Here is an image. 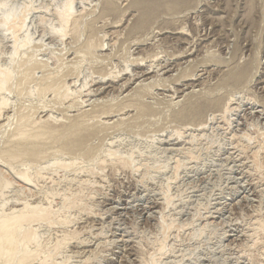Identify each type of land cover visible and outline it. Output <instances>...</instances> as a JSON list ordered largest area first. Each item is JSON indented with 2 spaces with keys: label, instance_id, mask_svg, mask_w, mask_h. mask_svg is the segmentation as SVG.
Here are the masks:
<instances>
[{
  "label": "rangeland",
  "instance_id": "obj_1",
  "mask_svg": "<svg viewBox=\"0 0 264 264\" xmlns=\"http://www.w3.org/2000/svg\"><path fill=\"white\" fill-rule=\"evenodd\" d=\"M65 3L0 0V70L13 72L0 210L29 203L69 217L66 228L31 223L42 247L75 230L57 264H264V0H73L78 20L63 34ZM10 11L26 15L16 34ZM39 120L61 136L9 162L18 128Z\"/></svg>",
  "mask_w": 264,
  "mask_h": 264
},
{
  "label": "bare ground",
  "instance_id": "obj_2",
  "mask_svg": "<svg viewBox=\"0 0 264 264\" xmlns=\"http://www.w3.org/2000/svg\"><path fill=\"white\" fill-rule=\"evenodd\" d=\"M75 1V0H74ZM66 2V1H65ZM109 2V1H108ZM75 3V2H74ZM110 4V3H109ZM109 4H107V6L109 5ZM73 6H75L74 4H73V0H67V3H65V6H63V9H62V11H60V10H58V11H60V12H58L57 13V16H56V19L55 20H57V24H58V28H60V33H66V31H68V29H69V27H70V24H71V22H74V23H76L77 22V20H76V18H75V14H73ZM4 7H6V6H4ZM28 7V6H27ZM111 7V6H110ZM15 8V7H14ZM108 8V7H107ZM4 9H6V8H4ZM13 9V8H12ZM27 9V8H26ZM2 10H3V8H2ZM11 10V9H10ZM22 10V9H21ZM109 10H111V9H109ZM114 10V9H113ZM9 12V11H8ZM11 12L12 11H10V13H8L9 15H6V16H4V17H7L6 19H4V23L6 24V25H10L9 27H10V30H12L13 32L14 31H16V32H18L17 31V29H20V28H22V26H24V23H25V21H24V19H26V15L24 16V14H23V16H22V18L23 17H25L23 20L22 19H19V17L17 18L16 16V14H14L15 13V11H14V13H12V14H14V15H12L11 14ZM18 12V11H17ZM16 12V13H17ZM30 12V11H29ZM110 12V11H109ZM114 12V11H113ZM4 13V12H3ZM19 13V12H18ZM77 13V12H76ZM108 13V12H107ZM4 14H7V13H4ZM20 14H21V12H20ZM21 14V15H22ZM16 15V16H15ZM3 16V15H2ZM77 16V15H76ZM82 16V15H81ZM28 18V17H27ZM78 18V17H77ZM81 18V17H80ZM19 19V21H17ZM11 22V23H10ZM116 26V25H115ZM57 29V28H56ZM54 30V29H53ZM23 31V30H22ZM58 31V32H59ZM88 31V30H87ZM16 32H14V34H16ZM78 32V31H77ZM106 34V33H105ZM21 35V34H20ZM66 35V34H65ZM190 35V34H189ZM11 36V35H10ZM17 36V35H16ZM14 37V39L15 38H17V37ZM28 38V37H27ZM27 38H25L24 39V41L22 42V44H21V47L22 46H26V44H27V41H28V39ZM19 39V38H18ZM23 39V38H22ZM31 39L29 38V41H30ZM28 41V42H29ZM18 42V40L16 39V42H14L15 44V46H14V51L16 52V54H17V50H18V53H20L19 52V49H18V44H16ZM19 43V42H18ZM92 43H94L93 41H92ZM31 44V43H30ZM28 45V44H27ZM29 46V45H28ZM88 46V45H87ZM101 46V45H100ZM19 47H20V45H19ZM88 48H90V47H88ZM106 48V47H105ZM21 49V48H20ZM24 49V48H23ZM22 50V49H21ZM84 52V51H83ZM14 54V53H13ZM184 55V54H183ZM25 56V55H24ZM68 56V55H67ZM26 57V56H25ZM12 60H13V58H11ZM39 60V59H38ZM143 61V60H142ZM13 62V61H12ZM137 63V62H136ZM25 64V63H24ZM23 64V65H24ZM140 64V63H139ZM144 64V63H143ZM158 64V63H157ZM1 65V64H0ZM8 65H10V64H8ZM45 65V64H44ZM39 67V66H38ZM49 67V66H48ZM66 67V66H65ZM151 67V66H150ZM9 68H10V66H9ZM20 68V67H19ZM35 68V67H34ZM4 69V68H3ZM22 69V68H21ZM164 69V68H163ZM20 70V69H19ZM167 70V69H166ZM31 71V70H30ZM152 71V70H151ZM151 71H144L143 72V75H145V76H147V75H150L151 74ZM18 72V71H17ZM22 72V71H21ZM39 72V71H38ZM49 72V71H48ZM12 73L13 72H11V71H8V69L6 68V71H2V70H0V112H2L1 111V109L3 108V106H6V103L8 102V101H6V96H5V94H4V91H10L9 90V87L7 88V85L11 82V80H12ZM29 73V72H28ZM24 74H26V73H24ZM30 74H31V72H30ZM126 74V73H125ZM44 75V74H43ZM68 75V74H67ZM105 75V74H104ZM112 75V74H111ZM162 75V74H161ZM176 75V74H175ZM28 76H30V75H28ZM49 76V75H48ZM106 76V75H105ZM109 76V75H108ZM128 76H130V75H128ZM135 76V75H134ZM26 77H27V75H26ZM35 77V76H34ZM58 77V76H57ZM131 77V76H130ZM142 77V76H141ZM45 78V77H44ZM108 78H110V77H108ZM187 78V77H186ZM238 78V77H237ZM43 79V78H42ZM46 79V78H45ZM189 79V78H188ZM234 79V78H233ZM29 80V79H28ZM48 80V79H47ZM138 80V78H134V79H128V81H126L127 82V85H128V83H129V85L132 83V85L133 84H135V83H133V82H135V81H137ZM19 81V79L17 80V82ZM115 81V80H114ZM158 81V80H157ZM21 82V81H20ZM25 82V81H24ZM30 82V81H29ZM33 82V81H32ZM31 82V83H32ZM102 82V81H101ZM34 83V82H33ZM30 84V83H29ZM13 85V84H12ZM20 85V84H19ZM28 85V84H27ZM128 85V86H129ZM11 86V85H10ZM47 86H49V85H47ZM85 87H86V84L84 85ZM50 87H52V86H50ZM102 87V86H101ZM125 87V86H124ZM35 88V87H34ZM44 88V87H43ZM49 88V87H48ZM48 88H46V90L48 89ZM110 88V87H109ZM155 88V87H154ZM18 89V88H17ZM21 89V88H20ZM19 89V90H20ZM29 89V88H28ZM38 89V88H37ZM40 89V88H39ZM40 90H43V91H45L44 89H40ZM50 90V89H49ZM99 90V89H98ZM20 92H22L21 90H20ZM36 92L37 91H35V94H36ZM46 92V91H45ZM48 92V91H47ZM30 93V92H29ZM38 93V92H37ZM40 93V92H39ZM52 93H53V91H52ZM89 93V92H88ZM31 94H32V92H31ZM34 94V93H33ZM34 94V95H35ZM37 95V94H36ZM44 95V94H43ZM97 95V94H96ZM41 96H42V94H41ZM61 96V95H60ZM68 96V95H67ZM173 96V95H172ZM176 96V95H175ZM34 97V96H33ZM36 97V96H35ZM40 97V96H39ZM39 97H37V98H39ZM141 97V96H140ZM174 97V96H173ZM9 99V98H8ZM64 99V98H63ZM62 99V100H63ZM56 101V100H55ZM67 101V100H66ZM27 102V101H26ZM72 102V101H71ZM233 103V102H232ZM59 104V103H58ZM71 104V103H70ZM229 104L230 105H232L231 103H228L227 105H228V107H227V105H226V109H223L224 110V114L225 113H227L228 111L230 112V110H233V109H235V107L234 108H229ZM8 105V104H7ZM197 105V104H196ZM9 106V105H8ZM7 106V107H8ZM28 106V105H27ZM190 107V106H189ZM193 107V106H192ZM230 107H232V106H230ZM4 108H6V107H4ZM3 108V109H4ZM128 108V107H127ZM136 108V107H135ZM220 108V107H219ZM239 108V107H238ZM39 109V108H38ZM123 109V108H122ZM189 109V108H188ZM187 109V110H188ZM118 110V109H117ZM125 110V109H124ZM186 110V109H185ZM186 110V111H187ZM191 110V109H190ZM196 110V109H195ZM199 110V109H198ZM205 110V109H204ZM23 112V111H22ZM190 112V111H189ZM194 112V111H193ZM234 112V111H233ZM29 113V112H28ZM45 113V112H44ZM77 113V112H76ZM81 113H83V112H81ZM99 113H100V111H99ZM124 113V112H123ZM185 113V112H184ZM222 113V112H221ZM26 114V113H25ZM33 114V113H32ZM125 114H126V112H125ZM125 114H124V116H125ZM23 115V114H22ZM37 115V114H36ZM78 115V114H77ZM121 115V114H120ZM184 115V114H183ZM183 115H182V118H183ZM27 116V115H26ZM51 116V115H50ZM80 116V115H79ZM104 116L105 117H103V120H104V124H105V121H107V122H109L110 120H111V116H113V115H111V113L109 114V115H107V114H104ZM189 116V115H188ZM193 116V115H192ZM201 116V115H200ZM215 116V115H214ZM213 116V119L215 118ZM217 116V115H216ZM219 116V115H218ZM222 116H223V114H222ZM225 116V115H224ZM23 117V116H22ZM31 117H33V116H31ZM30 117V118H31ZM195 117V116H194ZM196 117H197V115H196ZM196 117H195V119H196ZM25 117H23V119H24ZM27 118V117H26ZM185 118V117H184ZM186 118H188L187 116H186ZM193 118V117H192ZM222 118V117H221ZM225 118V117H224ZM22 119V118H21ZM190 119V118H189ZM1 120V119H0ZM28 120V119H27ZM40 120H41V118H40ZM39 120V121H40ZM51 120V119H50ZM60 120V119H59ZM82 120V119H81ZM96 120V119H95ZM214 120H216V118L214 119ZM219 120H221L220 118H219ZM2 121V120H1ZM102 121V120H101ZM20 122H22L21 120H20ZM106 122V123H107ZM207 122V121H206ZM55 123V122H54ZM94 123V122H93ZM98 123V122H97ZM205 123V122H204ZM226 123V122H225ZM224 123V124H225ZM21 124V123H20ZM24 124V123H23ZM22 124V125H23ZM75 124V123H74ZM74 124H72L73 126H74ZM90 124H91V122H90ZM26 125V126H25ZM83 123L81 122H79V123H77V124H75V126H74V132H72L71 131V133H70V136L68 135V137H73V136H76V135H78V133L80 132H82V129H84L83 128ZM116 125V124H115ZM201 125H203V124H201ZM205 125V124H204ZM32 127V129H30L31 127ZM57 126V125H56ZM71 126V125H70ZM200 126V125H199ZM27 127H30V128H27ZM63 127V126H62ZM96 127V126H95ZM99 127V126H98ZM178 127V126H177ZM187 127V126H186ZM70 128H72V126L71 127H69V129L67 128V130L69 131L70 130ZM200 128V127H199ZM198 128V129H199ZM201 128H203V129H205L203 126L201 127ZM20 131H18V133H17V135H18V137L20 138H18L19 139V142H18V144H17V146H15V145H13V146H15V147H10V149H8V150H6L5 152H4V156L9 160V162L10 161H14V160H16L17 161V159L19 160V159H22V158H29L28 156H31V154H32V156H34V155H36L37 154V152H34L35 151V149L37 150L38 149V147L36 146V145H40V143H45L46 141H49V140H53L54 138H56L58 135H60L61 136V133L59 134L58 132H59V130H58V127H55V126H53V125H51V123L50 122H48V121H40V122H25V124H24V127H22V128H18ZM27 129V130H26ZM28 129H29V131H28ZM65 129V128H64ZM177 129V128H176ZM185 129V128H184ZM66 130V131H67ZM73 130V129H72ZM81 130V131H80ZM86 130V129H85ZM180 130V129H179ZM178 130V131H179ZM186 130V129H185ZM199 130H202V129H199ZM89 131V130H88ZM178 131H176V132H178ZM198 131V130H197ZM203 131V130H202ZM63 132V131H62ZM78 132V133H77ZM180 132V131H179ZM77 133V134H76ZM69 134V133H68ZM178 134V133H177ZM245 134V133H244ZM63 135H65V133H63ZM67 135V134H66ZM79 135H81V134H79ZM84 135V134H83ZM183 135V134H182ZM249 135V134H248ZM12 136V135H11ZM10 136V137H11ZM178 136H179V134H178ZM196 136V135H195ZM79 137V136H78ZM77 137V138H78ZM235 137V136H234ZM246 137V136H245ZM239 138V137H238ZM236 139V143H238V145H240L239 147H241L242 146V149H243V141L241 142L240 140L242 139ZM17 139V140H18ZM172 139V138H171ZM13 140V139H12ZM16 140V141H17ZM249 140V139H248ZM73 141V140H72ZM188 141V140H187ZM57 142V141H56ZM69 143H70V140H69ZM233 143V142H232ZM15 144V143H14ZM71 144V143H70ZM69 144V145H70ZM73 144V143H72ZM69 145H68V147H69ZM253 145V144H252ZM258 145H259V143H258ZM11 146V145H10ZM247 146V145H246ZM246 146H244V148H246ZM8 147V146H7ZM41 147V146H40ZM71 147H73V146H71ZM76 146H74L73 148H75ZM238 147V146H237ZM256 147V146H255ZM9 148V147H8ZM112 148V147H111ZM69 149V148H68ZM242 149H241V151H242ZM243 150H245V149H243ZM246 150H247V148H246ZM75 151V150H74ZM258 151V150H257ZM257 151H255V152H257ZM259 151H260V149H259ZM76 152V151H75ZM110 152V151H109ZM235 152V151H234ZM244 152H246V151H244ZM41 153V152H40ZM39 153V154H40ZM113 154H114V152H112ZM188 153V152H187ZM247 153V152H246ZM38 154V156H40ZM41 154H43V153H41ZM66 154V153H65ZM111 154V153H110ZM253 154V153H252ZM115 155V154H114ZM118 155V154H117ZM188 155V154H187ZM31 156V157H32ZM108 156V155H107ZM253 157L252 158H254L255 160L257 159L256 158V156H257V154L255 155H252ZM41 157V156H40ZM57 157V156H56ZM112 157V156H111ZM116 157V156H115ZM33 158V157H32ZM36 157H34V159H35ZM41 158H43V157H41ZM112 158H114V157H112ZM111 159V158H110ZM121 159V158H120ZM233 159V158H232ZM253 159V160H254ZM25 160V159H24ZM28 160V159H27ZM252 160V161H253ZM21 161V160H20ZM23 161V160H22ZM260 161V160H259ZM15 162V161H14ZM67 162V161H66ZM71 162V161H70ZM114 162V161H113ZM118 162V161H117ZM127 162V161H126ZM126 162H125V165H126ZM34 163V162H33ZM43 163V162H42ZM61 163V162H60ZM59 162L57 163V164H60ZM111 163V162H110ZM132 163V162H131ZM246 163V162H245ZM244 163V164H245ZM26 164V163H25ZM62 164V163H61ZM69 165H70V163H68ZM124 164V163H123ZM256 164V163H255ZM64 167L67 165L66 163H63L62 164ZM74 165V164H73ZM128 165V164H127ZM62 166V167H63ZM76 166V165H75ZM118 166V165H117ZM256 166V165H255ZM263 166V165H262ZM70 167H71V165H70ZM239 167V166H238ZM126 168H127V166H126ZM65 169V168H64ZM67 169V168H66ZM91 169V168H90ZM132 169V168H131ZM32 171V170H31ZM82 171V170H81ZM24 172V171H23ZM95 172V171H94ZM80 173V172H79ZM82 173V172H81ZM89 173H91V172H89ZM83 175V174H82ZM91 175V174H90ZM26 181H31L32 180V178L34 177H32V175L28 172L27 173V171H26V173L24 172V173H22V175H21ZM87 177V176H86ZM255 179V178H254ZM79 180V179H78ZM240 180V179H239ZM4 182H6V181H4ZM9 182V181H8ZM73 182V181H72ZM71 182V183H72ZM89 182V181H88ZM7 183V182H6ZM11 183V182H10ZM9 183V184H10ZM83 183V182H82ZM86 185V184H85ZM96 185V184H95ZM94 185V186H95ZM6 186H8V183L6 184ZM263 186V185H262ZM70 187V186H69ZM82 188V187H81ZM78 191H80V190H78ZM249 193V192H248ZM42 194V193H41ZM40 194V195H41ZM48 195V194H47ZM46 196V195H45ZM249 196V195H248ZM50 197V196H49ZM61 197V196H60ZM165 197V196H164ZM262 197V196H261ZM76 198V197H75ZM20 200V199H19ZM166 200V199H165ZM168 200V199H167ZM167 200H166V202H167ZM42 201V200H41ZM66 202V201H65ZM80 202V201H79ZM83 202V201H82ZM81 202V203H82ZM45 203V202H44ZM43 203V204H44ZM64 203V202H63ZM62 203V204H63ZM77 203V202H76ZM129 203V202H128ZM3 206V205H2ZM42 206V205H41ZM41 206H34V207H32V205L31 204H29V203H24L21 207H20V209H18V210H12L11 212H6V213H4V212H2L1 210H0V261L2 262V264H57L54 260H53V255L55 254V253H57V251H59L62 247H66L68 244H70V241L71 240H75V238H76V234L74 233V231L73 232H70L68 229H66L64 232H63V235L59 238V239H57V242L54 244V246H53V248L51 249V248H49V246L47 247H42L41 245L39 246V243H37V235H36V232H35V230H33L32 229V227H31V223L32 222H34V221H40L41 222V220L42 221H46L47 223H48V225H49V223L50 224H59L60 226H63L64 227V225H65V227L64 228H66V226L67 225H69L70 223H71V221H69L68 219H69V217L67 218V217H63V218H60V217H57V216H55L56 214H53V212H51V210H50V208L49 207H41ZM49 206V205H48ZM52 206V205H51ZM66 206V205H65ZM148 208V207H147ZM53 210V209H52ZM85 211V210H84ZM89 213V212H88ZM61 214V213H60ZM87 214V213H86ZM152 214V213H151ZM217 214V213H216ZM99 215V214H98ZM62 216H64V215H62ZM67 216V215H66ZM156 217V216H155ZM116 219V218H115ZM70 220H71V218H70ZM68 221H69V224H68ZM73 221V220H72ZM258 222V221H257ZM258 223H260V222H258ZM67 224V225H66ZM73 224V223H72ZM71 224V225H72ZM261 224V223H260ZM74 225V224H73ZM259 225V224H258ZM264 225V224H263ZM57 226V225H56ZM240 226V225H239ZM262 227V224L261 225H259L258 226V229L257 230H261L260 228ZM52 228V227H51ZM98 228V227H97ZM38 230V229H37ZM57 230V229H56ZM98 230V229H97ZM246 232V231H245ZM255 235V234H254ZM78 236V235H77ZM80 237V236H79ZM258 237V236H257ZM252 238V237H251ZM49 239H51V238H49ZM97 239V238H96ZM39 240V239H38ZM43 240V239H42ZM77 240V239H76ZM41 241V240H40ZM36 242V243H35ZM37 244V245H35V244ZM84 243V242H83ZM253 244V243H252ZM32 245H34V247H32ZM101 245H103V244H101ZM99 246V245H98ZM100 247V246H99ZM247 247V246H246ZM47 248H49V249H47ZM78 248V247H77ZM99 249V248H98ZM83 252V251H82ZM60 254V253H59ZM260 255H262V254H260ZM241 256V255H240ZM71 257V256H70ZM34 261H38V263H33ZM67 261V260H66ZM143 261V260H142ZM69 262V261H68ZM154 262V261H153ZM156 262V261H155ZM67 262H65V263H62V264H66ZM60 264V263H59ZM67 264H69V263H67Z\"/></svg>",
  "mask_w": 264,
  "mask_h": 264
}]
</instances>
